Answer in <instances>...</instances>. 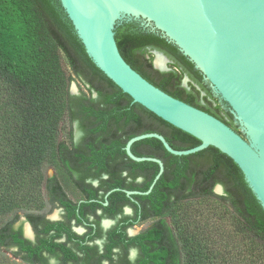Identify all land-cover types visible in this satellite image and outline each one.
Returning <instances> with one entry per match:
<instances>
[{
    "label": "trees",
    "instance_id": "16d2710c",
    "mask_svg": "<svg viewBox=\"0 0 264 264\" xmlns=\"http://www.w3.org/2000/svg\"><path fill=\"white\" fill-rule=\"evenodd\" d=\"M114 32L123 57L146 79L246 137L229 104L176 44L137 20L117 23ZM154 49L169 57L170 70L154 66L150 54ZM186 76L188 86L183 85ZM75 80L85 88L79 93L71 91ZM66 116L69 142L59 140ZM75 122L81 131L78 140ZM147 132L163 134L176 149L201 143L135 102L98 68L60 0H0V247H8L15 238L20 248L15 254L27 264H48L40 251L35 254L13 231L18 212L14 211L15 192L10 193V189L23 191L45 180L67 206L69 218L76 216L78 222L100 207L111 218L122 214L125 206L133 208V215H123L109 231L103 256L110 264H115L113 248L117 246L122 248L121 264H236L221 258L214 244L204 242L203 230L185 222L179 213L185 201L213 196L226 199L233 208L237 231L247 241L245 251L240 252L242 260L264 264V208L238 164L218 148L175 155L156 137L139 140L132 145L134 154L160 158L165 170L151 193L130 197L123 191L147 190L159 172L157 162L133 160L125 149L130 138ZM58 166L65 168L87 201L78 204L67 199L59 180L47 177L48 169ZM88 178L100 179L99 187ZM218 184L223 186L222 195L215 191ZM100 189L104 191L101 196ZM98 197L102 201L92 200ZM147 220H153L148 228L133 237L127 235L128 227ZM61 224L68 229L65 222ZM69 235L79 237L71 231ZM40 241L52 251L49 240ZM52 243L64 253L58 264L77 257L66 242ZM130 246L139 249L135 261L127 257ZM80 248L90 249L82 244Z\"/></svg>",
    "mask_w": 264,
    "mask_h": 264
},
{
    "label": "water",
    "instance_id": "95a60500",
    "mask_svg": "<svg viewBox=\"0 0 264 264\" xmlns=\"http://www.w3.org/2000/svg\"><path fill=\"white\" fill-rule=\"evenodd\" d=\"M60 1L98 68L135 102L201 140L192 148L176 149L159 132L130 138L125 146L129 157L157 162L160 169L147 190L123 191L130 197L147 195L163 174V160L132 151L135 142L156 137L175 155L194 154L209 146L218 148L238 164L264 208V0ZM132 20L178 46L229 104L246 137L213 114L162 90L126 61L114 30L117 23ZM157 57L154 66L170 70L165 63L159 65ZM188 81L186 76L183 85L188 86ZM222 190L220 184L215 188ZM126 211L131 212V208L126 207Z\"/></svg>",
    "mask_w": 264,
    "mask_h": 264
},
{
    "label": "flooded vegetation",
    "instance_id": "af4514ba",
    "mask_svg": "<svg viewBox=\"0 0 264 264\" xmlns=\"http://www.w3.org/2000/svg\"><path fill=\"white\" fill-rule=\"evenodd\" d=\"M49 170H52V174H49ZM56 170V168L50 167L47 171V177H56L64 188V185L60 181ZM63 170L70 179L71 183L81 194L80 199L74 200L71 196H69L64 188L68 196L67 199L72 200L73 202H76L78 204L87 201L86 195L79 187H77L69 173L65 170V168H63ZM103 177L106 178L107 176L104 175ZM87 181L92 183V185L95 187H99L100 185V179L88 178ZM52 185L53 184L49 181H47L45 184L47 189V201L49 208L46 207L45 209H40L38 211L30 209L25 211L24 213H18L17 218L12 224L13 231L19 232V236L26 240L27 245H30L32 250H35V254L40 251L41 256L46 259L48 264H58L61 260L60 256L64 255L61 247L54 245L52 242H66V246L70 247L76 253L77 257L70 258L68 260V264H110V261L106 259L105 256H103V254L106 252V243L108 242L109 231L118 223L119 219H121L123 215H133V208L130 206H125L124 212L122 214H118L116 218H111L106 217V213H104L103 208L100 207L97 208L95 213L88 212L86 216H82L81 222H78L76 216L69 218L67 206L63 205L57 198L53 191ZM98 193L101 196L104 194V191L100 189ZM108 193L105 194V197H108ZM92 200L102 201L99 197ZM103 204L106 206L108 203L106 204L105 200L103 201ZM126 207L131 208V212H127ZM76 212L77 215L80 214L79 207H77ZM152 221L153 220H151V223ZM61 222L66 223V227L68 228L67 230H64V226L61 224ZM151 223L146 228H148ZM138 224H140V222L126 229L127 235L129 237H133L144 230L143 229L140 231H135L134 228ZM69 231L74 232L75 234L79 235V237H70ZM42 238H44L45 240H49L47 245L54 246L52 248V251L49 250L46 246H43V242L40 241V239ZM10 242L11 245H9L8 247H1L10 249L15 254V252L20 249L19 245L15 241V238H11ZM81 244L89 246L90 249L85 250L80 248ZM91 247L94 249H92ZM23 253L27 254L28 251H23ZM121 254L122 248L120 246L113 248V258L115 264H121ZM138 254L139 249L135 246H130V248L128 249L127 257L129 258V260L135 261L138 257ZM16 256L20 258L19 255ZM36 264L42 263L40 261H37Z\"/></svg>",
    "mask_w": 264,
    "mask_h": 264
},
{
    "label": "rangeland",
    "instance_id": "374dc122",
    "mask_svg": "<svg viewBox=\"0 0 264 264\" xmlns=\"http://www.w3.org/2000/svg\"><path fill=\"white\" fill-rule=\"evenodd\" d=\"M156 51L161 54L158 57L165 63L167 67H170L171 60L169 57L159 51L151 50L150 54L155 58L157 57ZM85 89L84 85L80 81H73L71 85V91L73 93H79L80 90ZM64 129L60 134V141H70V123L66 116L63 121ZM74 134L78 140L81 137V131L78 123H74ZM59 163H57L58 165ZM57 175L64 185L65 190L74 200L81 198V194L71 183L70 179L66 175L65 171L61 167H57ZM49 174H52V170H49ZM15 192L16 199L15 209L18 213H24L27 210H43L48 206L47 201V189L45 186V180L36 182L32 188H26L23 191H15L10 189V193ZM31 191V192H29ZM218 195H222L224 190L216 191ZM14 208V207H13ZM18 209V210H17ZM13 211V212H14ZM17 213V214H18ZM179 213L185 218V222H191L195 229L203 230V240L208 245L214 244L215 251L220 252V257H224L230 263L236 262V264H245L246 260H242L240 252H244L247 247V241L239 235L237 231V220L231 205L226 199L220 196L213 197H199L192 200L185 201L180 205ZM15 214V213H14ZM171 222L170 218H167ZM150 221H145L138 224L134 230L140 231L145 229ZM240 259V260H239ZM0 264H27L24 260L16 256L12 250L5 247H0Z\"/></svg>",
    "mask_w": 264,
    "mask_h": 264
},
{
    "label": "bare ground",
    "instance_id": "6f19581e",
    "mask_svg": "<svg viewBox=\"0 0 264 264\" xmlns=\"http://www.w3.org/2000/svg\"><path fill=\"white\" fill-rule=\"evenodd\" d=\"M157 63H158L159 65H160V64L164 65L163 62L160 60L159 57H157Z\"/></svg>",
    "mask_w": 264,
    "mask_h": 264
}]
</instances>
